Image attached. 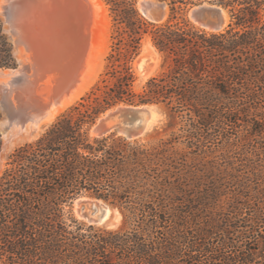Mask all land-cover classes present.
Instances as JSON below:
<instances>
[{"label":"trees","instance_id":"16d2710c","mask_svg":"<svg viewBox=\"0 0 264 264\" xmlns=\"http://www.w3.org/2000/svg\"><path fill=\"white\" fill-rule=\"evenodd\" d=\"M104 1L113 29L103 77L18 147L0 177V264H254L264 234L233 224L245 214L238 197L188 178L177 138L147 143L90 128L120 105H164L173 118L188 116L186 139L201 147L218 117L264 108V0H164L172 15L164 24L146 19L139 0ZM203 2L222 7L228 27L208 32L178 17ZM147 36L170 64L137 91L132 63ZM16 65L0 18V67ZM84 196L118 208L122 225L79 220L74 204ZM263 208L253 223L264 227Z\"/></svg>","mask_w":264,"mask_h":264},{"label":"rangeland","instance_id":"374dc122","mask_svg":"<svg viewBox=\"0 0 264 264\" xmlns=\"http://www.w3.org/2000/svg\"><path fill=\"white\" fill-rule=\"evenodd\" d=\"M102 2L105 4L104 13L99 14V11L94 8H91V24L88 28H86L87 30L83 29L81 32V35L84 36L83 49L85 50V56H83L82 66H80V72H82V75L84 73H87L84 75L90 74L91 83L88 89H86V91L83 93V95L79 99H77L73 104L68 106L56 118V120L62 114H64L70 107L78 103L82 99V97H84L88 92H90L93 86L101 80L103 74L107 69V59L112 50L113 18L109 6L104 0H102ZM199 4H195L191 7H188L185 11L179 13L178 17L185 18L194 26L204 29L197 22H195L190 15L191 10ZM3 5L2 3H0V18L3 22L5 31V24L3 21ZM162 11L165 14L164 18L161 21L155 23L164 24L171 19L172 15L169 4ZM160 12L161 10H153L154 15L157 14L159 16ZM142 15L149 21L153 22L148 16H145L144 13H142ZM227 15L229 16L228 13ZM227 21L228 22L226 27H228L230 23V16L227 18ZM5 33L9 38L6 31ZM12 45L14 55L18 64V59L21 54H19V51H16L13 43ZM91 52L94 54L92 55L93 57H91ZM86 57H91L90 62L89 60H87ZM141 57H144L145 59L144 68H141L139 64ZM169 64L170 60L167 58V56L161 51H159V49H157L152 43L151 38L147 36L143 42L141 54L132 63L133 71L137 78L135 83V89L137 91H140L143 85L150 78L160 75L163 71L168 68ZM10 68L0 67V69L7 70ZM87 69L91 72H89ZM150 106L152 107L151 110L154 113V117L151 120L147 131L140 138L136 139H141L142 141L147 143H156L160 139L167 140L177 138L178 142L176 143V152L179 154V158H183V161L180 162L185 163L187 165L186 170L189 172L188 178L192 179V182L199 184L200 187H204L215 182L222 187V190L225 191V194H228L227 196L232 194L231 196L234 195L238 197V202L241 203V205H238V207L241 206V209H243L245 214L239 213L237 220H235L233 224L237 223V225H242L241 230L253 228V230L260 231V233L263 235L264 227L262 225L258 226L253 223V219L255 218L256 209L258 207L264 206V134L256 136V134H259V130L261 128V126L258 125V122L264 120V108H261V110L257 112L251 110L248 114L240 113L231 116L223 115L222 117H218L215 123L208 128L205 134L206 139L204 140V146L197 147V145H191L185 136V128L188 116H177L173 118L170 115V111L167 109L166 106ZM56 120H54L53 122H55ZM1 123L9 125L10 134H15L17 132L18 127L15 124L16 121L14 120V116H12L7 110L2 109L0 107V124ZM52 123L45 124L41 126V128H39L38 130L30 131L26 134L24 133L23 136H21L22 134L16 136L11 141V143H6V139L4 138L3 133L2 131H0L3 142L2 150L0 152V154H2V161L0 165V177L7 167L9 156L18 147L38 139ZM93 125L90 128L91 135ZM5 143L7 144L6 149H4ZM98 201H100L102 204L110 205L104 200H99L88 196L79 198L74 204L73 212L75 216L81 221H84L88 224H92L89 222L88 217L90 213V204L94 202L100 203ZM122 222L123 216L121 214V220L118 225L116 227L109 228H118L122 225ZM93 225L103 226L98 224ZM261 236L255 235L254 237H258V239L261 240ZM236 242L240 246H244L246 244L245 240H242V238L237 239ZM251 248H257V246L253 245V247L251 246ZM254 260V264H264V257H261L260 254L254 255Z\"/></svg>","mask_w":264,"mask_h":264},{"label":"water","instance_id":"95a60500","mask_svg":"<svg viewBox=\"0 0 264 264\" xmlns=\"http://www.w3.org/2000/svg\"><path fill=\"white\" fill-rule=\"evenodd\" d=\"M22 0H12L4 12L5 31L7 32L10 41L14 44L17 50V44L13 39V25L22 27L23 36L21 41L33 42L38 48H42L46 44H59L63 42V47L71 44L70 35L75 33L80 36L81 28L86 29L90 26L92 18L88 14L84 6H74L76 0H26L25 4L21 5ZM142 0L138 1L139 2ZM152 5L151 10H161L159 16L157 14L150 18L153 22L161 21L165 14L162 11L164 5L168 6L166 1L150 0ZM76 5V3H75ZM194 11L193 17L202 28L210 29L213 32H219L225 29V18L222 7L202 3L195 6L191 12ZM190 12V15H191ZM146 16V14H144ZM192 18V17H191ZM227 21V19H226ZM13 22V23H12ZM13 24V25H12ZM87 30V29H86ZM86 38V36H85ZM31 40V41H30ZM23 42V43H24ZM79 40L75 41L78 44ZM26 44V42H25ZM27 49L28 46H25ZM50 51V50H49ZM40 55L34 56L32 59L35 66L40 64ZM42 60V59H41ZM41 65V64H40ZM38 67L37 69H40ZM21 69V62L18 59V64L9 70ZM45 66H42V70ZM17 83L25 80L23 73L17 75L15 78ZM1 98L0 107L7 110L10 114V101L8 96H3L0 86ZM121 106H124L121 108ZM114 109L107 111L101 116L92 127V132L95 131L99 136L109 134L122 135L127 139L140 138L148 129L154 113L148 107L150 105H121ZM108 114V115H107ZM0 131L1 125H0ZM2 161V154H0V165ZM120 211L111 207L108 204L91 203L90 213L88 215L89 222L92 224L103 225L106 227H116L120 222Z\"/></svg>","mask_w":264,"mask_h":264},{"label":"bare ground","instance_id":"6f19581e","mask_svg":"<svg viewBox=\"0 0 264 264\" xmlns=\"http://www.w3.org/2000/svg\"><path fill=\"white\" fill-rule=\"evenodd\" d=\"M11 1L0 0V3L4 4V12ZM24 2L26 0H22L20 4L23 5L25 4ZM75 3V7L84 6L88 14L92 13L91 8L99 11V14L105 11V4L102 0H76ZM151 3L150 0H142L139 2V9L146 16L153 19V10L150 9ZM166 7L167 5H164V8ZM193 13L194 11L191 12V17L195 20L192 16ZM223 15L225 18L224 27H226L228 22L226 19L229 16L226 11H223ZM22 30V27L16 24L13 25V39L17 44L19 54H21L19 57L21 69L16 71L0 69L2 94L3 96L5 94L8 96L7 99L11 105L9 109L18 127L15 134H10L9 125L5 123L0 124L6 143H11L16 136L21 134L23 136L24 133L38 130L41 126L52 123L68 106L83 95L91 83L90 74L84 75L87 74L84 73L82 75V72H80L83 56H85V50L83 49L84 36L81 35L83 28L79 32L80 36H76L75 33L70 35L71 44L69 46L63 47V42H61L53 44V46L51 43L46 44L42 48H38L34 41L29 43L25 41L26 44L23 41V43L21 41L24 34ZM206 30L212 31L210 29ZM76 40H79L78 44H75ZM25 46H28V48L26 49ZM40 53H43L42 60L39 59L41 65H38L41 68L37 69L38 67L34 65L32 59L34 56L40 55ZM92 55L94 54L91 52V57H93ZM91 57H86L89 62ZM144 62V57H141L139 61L141 68H144ZM42 66H45L44 70H42ZM88 71L91 72L90 70ZM21 73H23L25 80L17 83L14 78ZM121 108L123 107L121 106ZM148 108L152 109V107ZM102 117L104 118L105 116ZM92 134L99 136L95 131ZM6 143L4 149H6ZM100 204L102 203L100 202Z\"/></svg>","mask_w":264,"mask_h":264}]
</instances>
